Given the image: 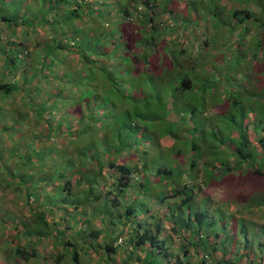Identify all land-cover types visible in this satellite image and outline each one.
Here are the masks:
<instances>
[{"label": "trees", "instance_id": "trees-1", "mask_svg": "<svg viewBox=\"0 0 264 264\" xmlns=\"http://www.w3.org/2000/svg\"><path fill=\"white\" fill-rule=\"evenodd\" d=\"M259 13L264 0H0V145L13 143L0 147V210L32 238L14 241L12 264L45 256L41 243L76 264H116L121 247L137 264H194L191 250L199 264L264 260V226L238 217L264 194L203 195L264 177ZM220 41L238 59L225 76L203 68Z\"/></svg>", "mask_w": 264, "mask_h": 264}, {"label": "rangeland", "instance_id": "rangeland-1", "mask_svg": "<svg viewBox=\"0 0 264 264\" xmlns=\"http://www.w3.org/2000/svg\"><path fill=\"white\" fill-rule=\"evenodd\" d=\"M257 16L262 17V20L264 22V14L263 13H259ZM227 17V16H226ZM230 17L229 19L222 20L223 22L225 21L226 23V27H230L232 30L234 29L235 31H233L231 33V36H233L234 40H238L237 36L242 38V29L241 26L242 24L237 21L236 23L239 26H236L235 24H232L230 21ZM221 22L220 19H218L216 21V23L214 24L215 26L220 25L219 23ZM222 26V25H220ZM241 29V30H240ZM240 31V32H239ZM209 33L206 32H202L204 35V40L205 37L208 35V37L211 36L210 31H208ZM236 34V35H234ZM4 36L5 38H9V33L8 31L4 32ZM253 37L251 36V39ZM225 43L223 41H220L219 46L217 47H213L211 46L209 50H207L205 52V59L203 62V68L204 70H207V73L210 74H216V76H225L227 73V68L225 67V65L229 66H235L236 62H238L237 59V55L232 49H229L228 51L225 50L224 45ZM227 49V48H226ZM223 50V51H222ZM250 51V50H248ZM1 55H0V68L2 65V59H1ZM224 74V75H223ZM235 77L233 78V80H235V83H240L242 81V74L239 73H234ZM215 76V75H214ZM232 80V82H233ZM224 85V84H223ZM227 88V85H224ZM230 88V86H229ZM232 89V86H231ZM225 91V89H224ZM252 136V135H251ZM17 140V139H16ZM24 143V142H23ZM13 143L7 140H2L1 141V145L0 147H2V149H10V147H12ZM8 200H7V208L14 212L15 214H19L21 213V206L22 205H18L17 204V193H15L13 190H8L6 191ZM258 195V194H264V177H262L261 179H258L256 177H248L245 179H238V181L233 184V185H224L222 188H213L210 187L209 189H207L203 195H207L210 198H212L215 201H220V203H222V201L226 202V201H231V200H235L238 195ZM202 197V196H201ZM34 200L30 199V203H33ZM35 206V205H34ZM2 209L0 210V264H12L11 262V258H9V252H11L15 246L14 241L16 242V244L18 245H24L26 241H32V238L27 236V238H25L24 235H19L17 236V234H15V231H12L9 227V225H6L5 228L4 227V213L6 211V207L3 206L1 207ZM25 210L30 212V207H26L25 206ZM23 213V212H22ZM240 215V216H239ZM238 215V217L243 218L247 223H250L252 225L255 226L256 229H259L260 226H264V208L261 209H256V210H252V211H245L242 212ZM57 220H60V217H57ZM9 223V222H8ZM98 223V222H96ZM98 226H101L99 223L97 224ZM97 228V226H96ZM99 228V227H98ZM124 240H125V236H122L121 239L118 241V245H124ZM102 241V239H100V242ZM181 241H179L176 237L173 240V248H178V246L180 245ZM36 248L38 249V252H40V254H44L45 256H42L39 260H33L31 259L29 262H23L21 260H18V264H76L73 262L71 256L68 254L66 257L62 258L61 261H58V256L56 254L59 253L58 249H55L51 244L45 243L43 245V243H41L39 246L36 245ZM15 250V249H14ZM61 250V248H60ZM191 253V261L194 264H199L201 261V255L199 256L197 255V253L193 252L192 250L190 251ZM260 252L257 253V255H249L250 258H243L241 260V262L239 264H264V260L261 259ZM142 256L144 254H141ZM12 257V256H11ZM100 257H102V255H95V256H90V255H85V253L82 255V260L79 264H104L103 262L100 261ZM222 258L221 254H217L215 255V258ZM13 259V258H12ZM117 263L116 264H137V261L135 258L131 257L130 251L128 249V247H121L117 257ZM230 259V258H227ZM213 260L210 259L209 262H211ZM171 264H174V262H172ZM213 264H215L213 262Z\"/></svg>", "mask_w": 264, "mask_h": 264}]
</instances>
